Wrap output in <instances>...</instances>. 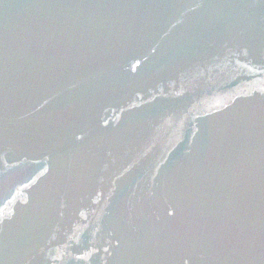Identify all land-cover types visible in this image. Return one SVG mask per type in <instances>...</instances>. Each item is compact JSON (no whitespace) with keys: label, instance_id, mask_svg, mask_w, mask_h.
<instances>
[{"label":"water","instance_id":"obj_1","mask_svg":"<svg viewBox=\"0 0 264 264\" xmlns=\"http://www.w3.org/2000/svg\"><path fill=\"white\" fill-rule=\"evenodd\" d=\"M0 264H264V0H0Z\"/></svg>","mask_w":264,"mask_h":264}]
</instances>
